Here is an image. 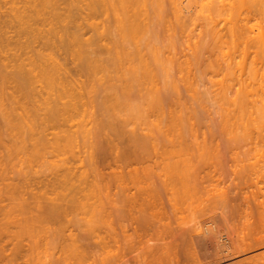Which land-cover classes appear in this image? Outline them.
Returning <instances> with one entry per match:
<instances>
[{"label":"bare ground","instance_id":"6f19581e","mask_svg":"<svg viewBox=\"0 0 264 264\" xmlns=\"http://www.w3.org/2000/svg\"><path fill=\"white\" fill-rule=\"evenodd\" d=\"M69 1L67 2L68 4L63 3L65 1L62 3L66 4V7L67 5L69 6L70 3V7L72 6L73 9V5L78 3L76 4V7H78L77 5H79L81 1V3L83 2L82 5L88 6L87 8H89V10L93 11L97 9L96 0ZM99 1L101 2V6L107 9H105L106 12L111 10L109 11V15L113 16V0ZM214 1L215 0H177L174 2V7H172L174 8L173 10H175L174 13H172L178 18L177 21L180 20L181 22V20H183L185 23L188 22L190 26V23L194 25L197 21L199 22V18L202 19V17L205 16V18H208L209 16L207 17V15H205L207 14L205 13L206 11L208 12L211 10L212 14V12L219 11V8H221L220 11L223 9L224 16L227 17V19H225L230 23L228 29L230 28L231 30L228 32L231 31L230 33L234 35L233 32L236 30L234 36L240 40L244 38L246 27L249 25L248 22L242 20V13L246 10L248 12V9L257 7V10L255 9V11H253L254 9H251L249 13L252 11L255 12V14L260 12L259 14H261V16H259V18L262 17L261 23L264 26V21H262V19L264 20V0H219L218 3L220 6L216 11H214V8L216 9V7H218V3L216 5L214 4L215 6L213 5V7L212 4ZM58 2L62 6L61 2L58 0H33V5L35 6L32 7L35 8L31 10L32 14L30 20L31 18H33V21L36 18L40 20L41 12H44L46 9L49 10V8L55 9L56 5L59 6ZM61 6L59 8H62ZM13 8L15 11L17 10V13L14 11L16 13V15L14 13V18L18 21L17 23H19V26H23L24 30L26 28H28L27 30L30 29L29 31L25 30V33L28 34L27 32H29L30 34L28 35L33 39L34 36L32 35L34 33L31 32L34 30V32H37L36 27L33 28L34 26H32V29H34L32 31L29 25H33V23L31 22L30 24V21L25 16L26 14L23 15L21 11H19V14V9L15 6ZM80 9L82 8L80 7ZM102 9L103 7L101 10ZM47 10L46 12L50 16V10L49 12ZM64 10H67V8H64ZM28 11V13H31L30 9ZM58 11L59 9L54 10V13L51 11L53 14L50 19H55L63 15H59L61 12L57 14ZM96 11H94V13ZM12 12L11 14H13ZM69 12L72 13L74 11L72 10ZM45 13L43 14L46 15ZM220 13V15H222V12ZM43 14V18H49L44 17ZM68 15L66 14V17ZM112 16L111 20H113ZM211 16H213V14ZM10 18L9 20L14 19ZM259 18H257L259 23L254 24L258 26V29L256 27L258 35L254 33V28L247 29L246 31L249 33L248 35L254 33L257 39H255L254 34H251L252 36L254 35L251 40H253V42L257 40L254 43L259 44L255 45V47L257 46L259 48V51L257 50L255 53L259 55V57L253 54V56H256V59L255 57L254 59L252 58V62L250 63L245 59L241 61L242 63H238L236 67H232L228 62H226L224 66H216L214 61L211 60V57H205V59H203L205 62L201 61V58L204 57L201 55L202 53L200 51L202 47L201 43L204 41L202 29L198 32L195 31V33L198 34L192 33V35H194L192 36L194 39V48L192 47V50L188 52L186 50L188 54L183 51L186 55L190 53V57L185 55L186 61L183 60L186 67L181 65L177 66V68L173 66V68L158 67L156 64L161 60L160 57L158 59L159 55L157 56V53H155V55H153L155 58L154 60H156L155 68L154 66L150 68L148 65L143 67L144 69L140 72L135 71L133 73V77H135L134 80H140L137 81L138 85L144 87L143 90L145 91L143 94L147 99L143 111L139 110L138 115L135 113V111L137 112V107L133 105L131 107V103H129L130 106L127 108V112L129 113L128 116L132 117L127 118L126 116L122 117V119L127 118L128 121V119L135 120L138 116H140V118L146 116L147 119L148 116L150 118H152V116L155 117H153L154 119H151L153 121L151 122L150 120L149 123L152 127L148 125L147 128L145 127L142 129V127L140 130L133 128L131 131L124 129V132L126 131L127 133H123L120 136L116 134L118 138L115 137V134L114 136L113 133L112 135L110 134L109 157L108 155L106 157L111 158L110 161L113 163H109L110 161H108V164H113V168L108 164L106 168L108 169L110 167L108 172L113 171V173L111 172L110 174L107 172L108 174L106 175L104 167L101 171L105 173V175H102L103 173L100 170V172L95 175L92 173V175H94L92 181L94 187L91 186L93 190H89L88 195L92 196L91 194H93L94 198L97 197L96 193L99 192V189H97L99 186L104 189L110 185L109 182H106L108 178L105 176H113V184L109 186L111 189L108 187L105 189L106 191H101L102 189L99 187L100 191L104 192L103 194L105 196L101 193L104 198L106 197L109 201L113 198V254H110L112 251L109 252V248L105 249L108 245L104 244V247L102 244L106 241H101V243L98 242L100 243L99 245H103L102 247H104L105 251H103L105 253L101 250L102 254H99V249V252H97L96 249L100 246H97V248H94L96 256L99 254L101 257L107 259L104 260L98 257V259L102 261L101 262L95 258L97 264H107L108 262L110 264H264V28ZM37 19L35 21H38ZM50 19H48V21ZM195 19L198 20L196 21ZM43 20L45 22V19ZM190 20H195V22L193 23ZM48 21H46V23H49ZM12 22L16 24L15 21H10L11 24ZM58 22L55 23L58 24ZM241 22L245 24H239ZM51 23H49V26H51ZM25 25L28 27H25ZM196 25L197 28L199 24ZM52 28L54 31L56 30L54 26ZM52 28L49 31H52ZM104 28H106V32L101 30V27L99 28L103 31V37L104 33L108 36L109 30H107V28L110 27ZM0 29H2V27ZM39 29L37 28V30ZM96 29H98V27ZM24 30L22 28V31ZM43 31L48 33V30ZM101 31H99L100 34ZM99 32L96 33L99 34ZM40 33L38 31L37 35ZM237 34L243 35V38L241 36H239L241 38L237 37ZM37 35H35L34 40L36 37L39 38ZM48 35L42 34L45 38L47 36V39L49 38ZM55 35L56 34H54V37H56ZM70 35L71 34H69V36ZM248 35H245V37L251 38V35ZM71 36L69 39L73 37ZM188 36L191 40V34L187 35V37ZM62 37L60 35L59 39ZM75 37L76 40L74 39V41L71 42L73 43L76 41L73 46H76L78 40L81 41L77 36ZM63 38L65 39V37ZM49 39L47 41H49ZM102 39L100 38V40ZM107 39H110V37ZM110 40L113 43V39ZM218 40L216 42H218ZM243 40H240L241 43ZM246 41L244 40L243 42L246 43ZM79 42L78 44H81ZM238 42L239 41L235 43ZM1 43L2 42H0V44ZM25 46L28 47L27 45ZM47 46L50 47V45ZM77 46L75 47L76 49L79 48V45ZM111 46L113 47V45ZM190 46L191 45H189V47ZM234 46L237 47V45H233V47ZM26 47L25 49H27ZM112 47L107 50L110 51V49H112V52H110L113 54ZM139 47L140 46L137 48L139 49ZM72 48L74 49V47ZM72 48H69V50ZM68 51L66 52L68 53ZM139 51L141 50L139 49ZM78 52L82 54L81 50H78ZM84 52L85 51H83V53ZM70 53L71 52H69V54ZM244 53V58H246L248 56L246 54L248 53L247 51ZM33 54L36 55L35 53ZM80 54L78 56H80ZM40 55L34 57L35 61L30 57V59L28 58V60L33 63H30L31 68L33 67L31 70L30 68L27 70L25 69L28 73L24 72L23 63H21L22 65L18 64L17 71H21V74L25 73L24 75H26L24 76V81H19L20 77L18 78V86L22 82L19 87L22 86L25 88L27 84L29 87L27 90L31 91V93L34 92L33 94L28 92L32 99L35 97L38 99L37 96L40 97L41 93L44 97L43 94L49 93L50 90L54 92L53 86L55 90H57L56 88L58 87L59 90L60 88L62 91L64 90V93L61 92V90V93L59 92L62 96H56V99L53 100L58 101L59 98L62 100L61 97L63 96L69 97L71 93V91L68 90L70 82L66 84L68 87L65 86V84L64 87L58 86L63 85V80L68 81V79H66L68 77H63L64 79L62 82L61 78H58L64 72L62 69L63 67L61 68L63 64H59L60 62L56 61V57H49L48 59L46 55L43 54L44 58L42 55L40 57ZM47 55L50 56L51 54ZM200 55L201 58L199 57ZM75 56H77V54ZM145 57H143V59ZM198 57L200 58V62L198 61ZM79 58L80 57H78V59ZM81 58L79 60H82ZM107 59L109 60L110 58ZM92 60L94 61V59ZM95 60H97L98 65L102 66L101 61L99 62L97 57ZM101 60L103 61V59ZM145 60H147V58H145ZM246 60L249 65L252 63L251 66L245 63L247 62ZM85 61L87 62V60ZM91 61L89 60V62ZM93 61L91 64L94 63ZM110 61L113 62V58L108 61L110 65L107 64L108 67H111V64H113L112 62L110 63ZM49 62L50 64H48ZM89 62L88 64L90 65ZM147 63H149L148 60L147 62H142L143 65ZM95 64L97 63L95 62ZM83 65V67H85V64ZM100 66L97 67L96 65V67L93 66L92 68L94 69L95 67L97 71V68L99 69ZM90 67L91 66H89V68ZM103 68L104 65L99 72L103 71L105 74ZM93 69H91V71L89 70V73L94 72V74H96L95 69ZM85 70H83V72H85ZM110 71L111 73H107L108 76L113 72V70ZM57 72L61 73L60 76H55L59 74ZM101 73L99 75H101ZM16 74H18V72ZM65 74H67V72L64 73L63 76H65ZM108 76L107 78H109ZM57 78L60 81H58ZM32 80L34 82H31ZM74 80L75 79L71 80V85L72 81L74 84ZM55 85H57V87ZM74 85L73 87L71 86V89L76 86ZM112 85L113 83L110 87L113 88ZM49 87H51L50 90ZM110 87L109 90L112 89ZM37 88L42 90H38L39 95L36 92ZM44 88L48 90L43 92ZM31 89H35V91ZM65 89L70 93H66L67 95H65ZM147 89L149 90L147 91ZM76 90L75 88L74 94L76 96H74V99L75 97L81 98V96H77L76 92L78 91ZM57 91H55L54 94L57 95ZM34 94L37 96L32 97L31 95ZM47 95L45 98H47ZM51 95L53 94L50 93L48 97H54H51ZM42 100L43 102L39 101L42 102L40 104L42 106L45 104L44 100L51 101L48 98ZM64 100L69 101L70 99L64 98ZM119 100L121 99L119 98ZM65 101L63 102L62 100L63 103H67ZM116 101L115 103L117 104H114V107L117 105V109L118 106L121 107V105L125 104H121L119 101L121 105H118L119 102ZM57 103H60L59 105L63 104L60 100ZM78 103L80 104V101ZM127 103L123 106H128ZM40 105L38 104V106ZM73 105L72 103L68 108L63 109L66 110L65 112L63 111L64 114L68 110L72 115L75 111ZM42 106L38 107V109L41 108L40 111H42ZM49 106L52 108L51 103ZM49 106L47 110L51 111L52 109H49ZM45 107L47 108L46 104ZM45 107L43 106L44 111L46 110L44 109ZM65 107H67L66 104L64 105V108ZM126 107H124V109H126ZM33 109H35V111H33L35 115L39 113V110L37 111L36 108ZM47 110L45 113L48 112ZM56 111L61 110L58 108ZM48 113V116L44 113L43 116L42 112V116H20L21 113L18 116L12 114L11 116H7L5 114L6 116H2L3 121L0 120L2 123V128H0V148L4 151V154L0 158V164L3 167L2 174L4 175L2 184L0 185V197L2 196L1 192L3 188L6 190V193L5 191L4 193L6 194L5 196H7V198L2 196L0 199L7 200L11 206L10 209H17L22 213L26 212L31 216V218H29L30 220H42L40 222H50L52 219L55 221V217H62L67 209V203L64 202L66 199L64 190L67 191L65 188L67 185V174L65 169L66 166L64 165L65 158L62 157L65 156L67 150H72L74 148L73 144L75 143V138L71 135L79 130L77 127L78 129L71 133L70 131L67 132V129H65L66 122L69 121L68 119L70 118L72 120L73 115H70V117L63 116L62 114L61 116L62 112H59L58 115L55 116L54 113ZM83 113L86 114L85 112ZM66 114H68V112ZM80 115L81 114H77L74 118H79L77 116ZM86 115L82 117L85 118ZM87 117L86 119L90 118V116ZM112 117L110 116V118ZM79 119L82 120L81 118ZM86 119L85 122L87 121ZM93 120L94 119H91L92 124L90 121H88L87 124L85 123L87 128L98 122L95 119L96 122L93 123ZM110 120L111 119H109V121ZM109 121L107 123L111 122ZM88 123H90V125ZM111 123H113V121ZM80 124L78 123L77 125ZM85 124L83 123V125ZM99 124L100 123H98V125ZM170 126L172 128H170ZM101 127H103V125ZM90 128H93V126ZM108 129L112 130L113 128L111 129L110 126ZM103 130L105 129L103 128ZM80 131L83 133L84 140L86 135L88 136L91 134L89 132V134H87L88 130L84 133L85 128ZM104 133L107 139H109L105 131ZM76 134L77 133H74L75 136ZM78 135L81 134H77V136ZM113 137L116 140L115 143H113ZM87 146H89V148L86 147L87 156L90 158V161L94 163V166H98V163L103 162V160L105 163L107 159H103L102 155H104V153L101 149L97 148L93 142L91 144L88 142ZM58 155L62 160L57 161L54 165L52 158L55 156L58 157ZM53 165L55 168H58L56 173L54 171L56 169L53 168ZM86 167L87 165L85 164V168ZM100 169L102 168L100 167ZM107 169H105V171H107ZM86 170L88 171L91 169H85V171ZM85 171L84 173H86ZM98 176L101 181H105V185H108H104V187L103 182H98ZM109 178L111 179V177ZM14 181H18V184H14ZM95 185L97 187H95ZM48 188L52 190L53 188L55 189V197L51 196L53 193L51 192L52 190H49L51 192L49 195ZM112 190L113 197L110 195ZM93 196L91 198H93ZM90 246L91 245H88V248L87 246L82 247L85 248L84 250L86 251H92L93 249ZM89 248H91V250ZM106 250L109 254H106ZM108 255H112L113 257L110 256L109 258ZM96 256H93V258ZM111 257L113 261H111ZM108 258L111 262L108 261ZM90 260L88 264H96L93 260H91L93 263H90ZM98 261H100V263H98Z\"/></svg>","mask_w":264,"mask_h":264},{"label":"rangeland","instance_id":"374dc122","mask_svg":"<svg viewBox=\"0 0 264 264\" xmlns=\"http://www.w3.org/2000/svg\"><path fill=\"white\" fill-rule=\"evenodd\" d=\"M58 1L61 2L62 6L58 2L59 6L56 5L55 7L58 8L59 11H58V13L57 12H55V13L59 14V12H61L59 15L63 14L65 16H63V15L59 16L58 15L59 17L55 16L56 17L55 19H50V17H52L51 15L54 13V10H58V9L49 8V10H50V12H49V10H47L46 9L47 7H46L45 9L51 14L49 16L48 13L46 12V10L43 9L44 8L43 7V8H40V9L44 10V12L41 10L42 11L41 13L43 14L46 12L45 14L47 16L44 14H43V16L47 17V18L49 17L48 19H50V20L48 21V19L43 18L42 14H40L41 17L39 19L40 20L42 19V20L40 21L36 18L39 21L38 22V21H35L36 19L33 21L32 20L33 18H31V20H30V16L32 14L31 10L35 8V7L34 8L32 7V6H35V5H33V0H0V24L2 27V29H0V42H2L0 44V120H2V116H6V115L11 116V114L14 116H16V115L18 116V115H20V113H21L20 116H42V115L44 116V114H46V116H48V114H49L48 112L51 113V111L53 109L54 110L52 111V113H54L55 116L58 115L59 112H62L61 116H62V114H63V116H70L71 112H69L67 110L68 114H66L67 112L64 114V112L66 110H63V109L68 108V106L73 103L74 104L73 107H74L75 111L72 113L73 116L71 115L72 120L70 118V119H68L69 121L66 122L67 124L69 122V124L68 125L65 124V127H66L65 129H67V132L70 131L72 133L79 128V130H78L79 132L76 131L74 133L81 134L78 136L76 134V136H75L74 133H73V135L68 133L69 135L73 136V138H75L74 139L75 143L73 144L74 148L72 150H67L65 156L62 157V158H65L64 159V165L66 166L65 169H66V174H67V179H66L67 183L66 184L69 185V186H67V185L65 186L67 191L64 190L65 198H66V199L64 198L65 199L64 202L68 204V205L66 204L67 209L63 215L64 217L63 216L62 217L61 216L55 217L56 218L55 221H54V219H52V220L50 219L51 220L50 222H44V221L40 222L42 220L37 221L35 219L33 221V220L29 219V218H31V216L29 214H27L26 212L22 213L17 209H10L11 206L9 205L7 200L0 199V264H88L90 259L93 260V262L95 261V263L97 264L95 258L98 259V257H101V255H99V254H102L101 252L103 250L105 251V249L109 248V252L112 251L110 254H113V208H112L113 207V198L110 199V201H111L110 202L108 199H106V197L104 198L102 196V194L104 192H101V191L107 189L109 186H112V184H113V181H112L113 178L112 177L113 176L108 175L109 177H111V179L108 176H105L106 178H108V179H106V182H109V184H110L109 186H107L108 184L105 185V183H104L105 181L104 182L101 181L100 177L98 176V182L99 181L103 182V186L105 185V186H107V188H104L105 187L104 186L103 187L104 189H102V187L99 186L102 190L100 191V188L99 187L97 188V189H99L100 195H99V192H97L98 194L96 193L97 197H95V198H94L93 194H91L93 196V198H91L92 196H90L88 194H89V190L90 191L93 190L92 188L94 187L92 185V184H94L92 182L93 176L96 173L103 170L104 168L107 169L106 165L108 164V161H110V159H111V158L106 157L109 153V147H110L109 135L110 134L112 135V133H113V136L115 134V137H117L116 134H119L118 136H120L123 133H127L126 131L124 132V129L127 131H131V129H133V128L134 129L137 128L138 130H140L142 127H143L142 129H144L145 127L147 128L148 125H150L149 124L150 120L153 117H155V116H152V118H150L148 116V119H147L146 116H143V117L141 116L142 118H140V116H138V117H136L135 120L128 119V121H127V118L132 117V116H128L129 113L127 112V108L130 105H131V107H132V105L134 107L136 106L137 112L135 111V113H137V115H138L139 110L143 111L144 105L146 103L145 101L147 99L144 97V94H143L145 91V90H143L144 87L141 85H138V83H137V81H140V80H134L135 77H133L134 76L133 73L135 71L140 72L142 69H144L143 67L148 66V65L150 68L153 66L155 68L156 65L158 67L160 66V67H164V68H173V67L177 68V66H180V65L183 67H186V65L184 64V61H186L185 55L188 54L187 53L188 51L192 50L191 49L192 47L194 48V46H193L194 45V43H193L194 39L192 38V36H194V35H192V33L198 34V33H195V31L198 32L199 30H202V29H203L202 31H203V35H204V39H203L204 41L202 40L203 43H201L202 47L200 48V51L202 54L201 53L200 54L204 57L201 58V55L199 57L202 59L201 61H203V62H205L203 60V59H205V57H207V58L211 57V60L214 61V64L216 66L217 65L218 66H222V65L224 66V65H226V62H228L232 65V67L233 66L236 67L238 65V63H240L241 61H243L245 59H247L250 63V62H252L251 61L252 58L254 59V57H255V59H256V56L259 57V55L255 54L257 52V50L259 51V48L256 46L258 48L257 49L255 47V45H259V44L254 43L257 40H255L254 42H253V40H251V39H253L252 37L256 33H257L256 35H258V30H257L258 26H255L254 24L259 23V20L257 18H259V16H261V14H259L260 12L257 14H255V12H253V11H255V9L257 10V7L251 8V9H254L252 11L253 13L252 12L249 13V10H251V9H248V12L246 10L241 15L242 20L245 22H248L249 25L247 23L246 24L249 27L251 26L250 28L248 26L246 28L247 29H252V28L255 29L254 30L255 34L250 33V35L254 34L253 36L248 35L249 33L246 32L247 29L245 31V33H246L245 35L246 36L248 35L251 38H248V37L246 38L245 35L243 38V35L241 36V35L237 34L238 35V36L236 35L237 37L241 36L245 41L248 39L251 40V41L248 40L250 42L246 41V43H244L243 42L244 40L240 39V40H243L241 43V41L238 38H235V36H234L236 30H235V32H233L234 35H232V33H230L231 31L228 32L229 30H231L230 28L228 29V25L230 23H228L226 21L227 17L224 16L225 14H224L223 9H222V11H220L221 8H219V6H220L218 3L219 0H215L212 4V6H213L214 4L216 5L218 3L217 4L218 7H216V9L214 8V11H216L217 8H219V11L217 10L218 12L217 11L212 12L213 16H211L212 14H211V10H210L208 12L207 11L205 12V13H207L205 15H207V17L209 16L208 18H205L206 16L203 15L205 17H202V19L199 18V22L197 21L198 19H195L197 21L196 24H199L197 28H196L197 25L194 23L195 20H190L194 23V25H192V23H190L191 24L190 26H189L188 22L185 23L183 20H181V22H180V20L177 21L178 18L175 16V14H173L175 10H173L174 8H172V7H174L173 6L174 2L177 0H113V16L109 15V11H111V10L106 12L107 9L104 6H101V4H100L101 2L99 0H96L95 2L97 3V6L100 9L95 5L97 9H95L93 11L89 10V8H87L88 6L82 5L83 2L81 3V1H80L79 5H77L78 7H76V4H78V3L73 5L75 7V8L73 7V9H72V6L70 7V5H71L70 3H69V6L67 5V7H66V4H68L67 2L69 0L68 1L58 0ZM63 1H65V2H63ZM97 1H99V2H97ZM62 2L66 3V4H63ZM77 2H79V1H77ZM35 4H37V3H35ZM84 4H87V3H84ZM14 6L19 9L18 10L19 14H20L19 11H21V13L23 15L26 14L25 16L30 21V24H31V22L33 23V25L32 24L29 25V27L31 26V29H32V26H34L33 28L36 27L37 32L39 31V33H40L42 31L43 33L41 32L40 34L37 35V32H34L35 30L32 29V31L34 30L33 32H31V33H34L32 35V36H34L33 39H32V37H30L28 35V34H30L29 32H27L28 34H26L25 30H27L28 28H26L24 30V27L19 26V23H17L18 21H16V19L14 18V13L15 12L17 13V10L15 11V9L13 8ZM60 6L63 9L59 8ZM80 7L82 9H80ZM83 7H85V8H83ZM102 7H103V9H102L103 11L101 10ZM64 8L65 9L67 8V10H64ZM12 9H14V10H12ZM29 9H30L31 13H28ZM68 9H69V11L73 10L74 12L70 13L68 11ZM96 10H98V11H96ZM51 11H53V13H51ZM94 11H96L97 13L96 12L94 13ZM11 12L13 14H11ZM220 12H222V15H220L221 14ZM16 13H15V15H16ZM214 13H216V14H214ZM246 13H247V15H246ZM66 14L67 15L69 14V15L66 17ZM243 14L245 16H247L248 18L245 17ZM108 15H109V17H108ZM10 16H11V18H14L15 20L11 19ZM111 16L113 17L112 18L113 20H111ZM255 16H258V17H255ZM9 18L11 20H9ZM210 18H212V19H210ZM244 18H247V19H244ZM261 18L262 17L259 18L260 23H261ZM43 19H45V22ZM248 19H250V20H248ZM58 20L60 22V25H59ZM246 20H248V21H246ZM256 20H257V22H256ZM10 21H15L16 24H14L13 22L11 24ZM46 21H48L49 23H51V21H52L53 25L51 23L50 24L51 26H49V23H46ZM182 21H183V23H182ZM262 21H264V20L262 19ZM55 22H58V24ZM54 24L58 25L59 28L56 25L58 30ZM239 24L244 25L245 23L241 22ZM239 24H238V26H239ZM53 26L57 31L56 30L54 31V29L52 28ZM230 26H232V25H230ZM262 26H263V24H262ZM25 27H28V26L25 25ZM97 27H98V29L101 27L102 28L101 30H103L104 32H106L105 31L106 28H104V27H110V28H107V30H109V32H111V33H109L108 31L107 32H108V36L110 37V39H113V43L111 42L110 39H107L109 37L106 36L107 35L106 33H104V37H103L102 36L103 31H101L99 29V31H101V34H100L98 29H96ZM256 27H257V29H256ZM22 28L24 31H22ZM37 28L38 29L40 28V29L37 30ZM51 28L53 30L49 31V30H51ZM263 28H264V26H263ZM187 29L191 30V31H188ZM193 29H194V31H193ZM29 30H27V31H29ZM43 30H45V31L48 30L49 35L47 32H44ZM204 30H205V32H204ZM96 32H99V34ZM50 33H52V34H50ZM75 33H76V35H75ZM42 34L48 35L50 39L54 37V34H56L55 36L56 37L58 36V37L57 38L54 37L53 39H51V41L53 40L52 43H51L50 39L48 38L50 43H51L50 44L49 41H47L48 40L47 36L45 38L42 36ZM69 34H71V35L73 34L72 35L73 37L70 35L72 37L71 39H69L70 38ZM186 34L187 35L191 34V40L189 39L190 37L189 36L187 37ZM229 34H231V35H229ZM243 34H244V29H243ZM35 35L39 36V38L36 37V39L34 40ZM60 35H61V37L64 35L63 37H65L66 40L63 37L61 39H59ZM66 35L69 37H67ZM79 35H80V37H79ZM110 35H113V36H110ZM256 35H255V39H257ZM75 36H77L79 39H81V41L78 40L76 43V46L79 45V48H77V49L75 48L76 46H73V45H75L76 41L71 43L76 38ZM97 36H98V39H97ZM111 37H113V38H111ZM241 37H239V38H241ZM44 38H45V41H44ZM100 38L101 39L103 38V39L100 40ZM232 39H233L234 43H233ZM29 40H31L32 42ZM63 40H65V41H63ZM217 40H218V42H216ZM96 41H97V43H96ZM237 41H239V42L235 43ZM78 42L81 44H78ZM25 45H27L28 47H26ZM47 45H50V47ZM59 45H61V46H59ZM111 45H113V47ZM137 45L140 46L139 49L141 51H139V49L137 48L138 47ZM189 45H191V46L189 47ZM233 45H237V47H235V46L233 47ZM71 46L74 47V49ZM25 47L27 49H25ZM68 47L72 48V49L69 50ZM110 47L113 48V54L111 53L112 49H110L111 52L107 50ZM73 50H75V51H73ZM78 50H81L82 54H80L81 52H78ZM142 50H143V52H142ZM186 50H187V52H186ZM66 51H68V53ZM83 51H85V52L83 53ZM138 51L141 53H139ZM183 51H185L186 54H184L185 52H183ZM246 51L248 53L246 55H248V56L247 57L245 56L246 58H244V54H245L244 52H246ZM69 52H71V53L69 54ZM207 52H209V53H207ZM33 53H35L36 55H34ZM38 53H40L42 55V57L44 55H46L48 57V59H49V57H56L55 58L56 61L60 62L59 64L64 65V66L63 65L61 66V68L63 67L62 69L64 70V72L62 70H60L61 72H63V74L59 73L60 72L59 71V72H57V73H59L58 75H55V74L54 75L60 76V74H61V76L58 77L59 79L61 78V82L65 77H68V78H66V79H68V81L63 80V82H62L63 85H58V86L64 87V84H65V86L68 87V85H66V84H68L70 82L69 89L68 88H66V89H68L69 91H71L72 94H74L75 88H76L77 89L76 91H78V92H76L77 96H81V98L75 97V99L77 100L76 101L74 99V96H76V95L74 94L72 97H70L72 94L68 90L65 89L66 90L65 95H67L66 93H68V94L70 93V95H69L70 98L68 96H66V97L63 96L61 98H62L63 102L65 101L64 98L70 99V100L65 101L67 103H63L60 98L58 99V97L62 96L60 93L63 92L64 90L62 91L60 88V90H61V92H60V90L58 89L59 87H58V88H56L58 90L57 91V90H55V88L53 86L52 88L54 89V92L55 91H57L58 93L60 92L59 94L58 93H57V95L54 94V92H52L53 90H50L51 87H49L50 91H49V93L48 92L44 93L43 94L44 97L42 96V93H41L40 97H43V98H40L36 94H34L31 96L32 97L37 96L38 99H36V97L32 99L30 97V94H33L34 92L31 93V91L27 90V89H29L27 84H26L27 88L25 85L26 89L23 88L22 86L19 87L20 84H22V82L21 83L19 82L20 84L18 86V84H17L18 78L20 77L19 81H21V80L24 81V79H25L24 76H26V75H24L25 73L22 72L23 74H21V71H17L18 64L20 65L21 63H23L24 72H26L25 69L27 70L30 68V70H31L33 67L31 68L30 63H32V62L30 60H28V58L30 57L33 60L35 56L37 57L40 55ZM155 53H157V56L159 55L158 59L160 57V60H161L156 65H155L156 60H154L155 58L153 56V55H155ZM47 54H49V55L51 54L52 56L51 55L48 56ZM76 54H77V56H75ZM79 54H80V56H78ZM182 54H183V56H182ZM253 54H255L256 56H253ZM41 55H40V57H41ZM145 55H146V57H145ZM110 56L113 58V62L110 61V63L111 62L113 63V64H111L113 67L112 66L108 67V65H109L108 61L110 59L112 60V58ZM186 56L190 57V53H189V55H186ZM47 57H45V58H47ZM78 57H80V58L82 57L81 58L82 60H79L80 58L78 59ZM84 57H85V59H84ZM89 57H91V58H89ZM96 57L99 60V62L101 61V65L102 66L104 65L103 69H104L105 74L103 73V71H101L102 73L99 72V70L102 69V66L98 65L97 60H95ZM143 57L147 58V60L149 61L150 64L147 63V64L143 65L142 62L143 63H144V61L147 62V60H145V58L143 59ZM148 57H150V58H148ZM107 58H110V59L108 60ZM200 58L198 59L199 62H200ZM48 59H45V60H48ZM92 59H94V61ZM101 59H103V61ZM85 60H87V62ZM89 60L90 61L92 60L94 63L91 64L92 61L89 62ZM34 61H35V59H34ZM248 61L245 63L248 64ZM88 62L90 63V65L88 64ZM95 62L97 64H95ZM48 64H50V62ZM83 64H85V67L86 66L87 67L86 68L83 67L84 66ZM230 64H228V65H230ZM251 64L250 65L248 64V66H251ZM88 65L91 67L89 68ZM96 65H97V67L98 66L101 67V68L99 67V69L97 68V71L95 69ZM93 66H95L94 69H95L96 74H94V72H93V70H94L92 68ZM105 68H107V69H105ZM91 69H93L92 70L93 73H91V72L89 73V70L91 71ZM83 70H85V72H83ZM110 70H113V72H112V74H110V76H108L107 73L108 74L111 73ZM65 71L67 72V74H65V76H63L64 73H66ZM17 72H18V74H16ZM19 72H20V74H19ZM26 73H28V72H26ZM100 73L102 76L99 75ZM20 75H22V76H20ZM97 75H98V78H97ZM111 75H112V77H111ZM107 76L109 78H107ZM93 77L94 78L96 77L97 79L96 78L94 79ZM58 78H57V80H58ZM100 78H102V79H100ZM69 79H70V81H69ZM73 79H75L74 84L77 87L73 84V81H72V85H71V80H73ZM99 80H101V81H99ZM58 81H60V80H58ZM31 82H34V81L32 80ZM112 83H113V85H112L113 88L110 87ZM133 83L134 84L136 83V84L134 85ZM70 85L72 87L74 85L75 87L71 89ZM23 86H24V84H23ZM55 86L57 87V85H55ZM78 86H79V88H78ZM31 87H33V86H31ZM109 87L112 88L113 90L112 89L109 90ZM40 89H41V87H40ZM40 89L37 88L36 92L38 93V90H40ZM43 90H44L43 92H45L48 89L45 90V88H44ZM148 90L149 89H147V91ZM32 91H35V89H33ZM40 91H42V90H40ZM81 92H82L83 96H82ZM50 93L53 94V95H51V97L54 96L55 98L54 97H52V98L48 97V95H50ZM78 93H80V94H78ZM45 94L46 95L48 94L47 98L50 99L51 101L49 102V100L48 101L44 100V103L47 106V108H46L45 104H43V106L45 107L44 109L47 110L50 103L52 105V108H50L51 106H49V109H52V110L51 111L47 110L48 111L47 113H45L46 110L45 111L43 110V106L40 105L43 102L42 99H47V98H45V96H46ZM38 95H39V93H38ZM116 95H118V96H116ZM56 96H58L57 97L58 101L60 100L61 103H63V104L59 105L60 103H57L58 102L57 100H53V99H56ZM71 98L74 100H72ZM119 98L121 100H119ZM78 99H80V100H78ZM52 100L54 101V103ZM39 101H42V102H39ZM79 101H80V104L78 103ZM115 101L116 102L120 101L121 104L122 103L126 104L128 102L127 103L128 106L127 105H126L127 107L123 106L125 104L121 105L119 102L118 105L120 104L121 107L118 106V109H117V107H116L117 105L114 107V104H117V103H115ZM46 102H48V103H46ZM55 102H56V104H55ZM111 103L113 106L111 105ZM129 103H131V104L129 105ZM38 104L40 106H42V111H40L41 108L38 109V107H40V106H38ZM65 104L67 107L64 108ZM61 106H62V108H61ZM32 107L36 108L37 111L39 110L38 111L39 113H36V115H35V113L33 112V111H35V109H33ZM124 107H126V109H124ZM31 108H32V110H31ZM58 108L61 111H56ZM24 110H26V111H24ZM41 112H42V115H41ZM83 112H85L87 115L84 114ZM77 114L78 115L81 114L80 116H77V117L81 118L82 120H80L79 118H74V117H76ZM120 114H121V117H120ZM85 115H86V117L90 116L91 119H94V120L96 119L98 121L97 123H94V122H96V120L95 121L93 120V123H94L92 125L93 128H90V127H92L90 125V123H88L90 125V126L88 125L89 126L88 128H90V129L87 128L86 124L88 121L91 122V119L90 118L86 119V117L85 118L82 117ZM133 115H134V113H133ZM49 116H52V115H49ZM110 116L111 117L113 116V117L110 118ZM126 116H127V118L122 119V117H126ZM107 118L111 119L110 121L111 122L113 121V123H111L109 121V119H107ZM119 118H121V119H119ZM85 119L87 120L86 122H85ZM70 121H72V122H70ZM80 121H81L82 125L80 124ZM108 121L110 123H107ZM152 121L153 120H151V122ZM82 122L84 124L85 123L86 124L83 125ZM78 123L80 125H77ZM98 123H100V124L98 125ZM91 124H92V122H91ZM104 124L106 125V127ZM109 124H112L113 126L109 125ZM153 124H154V122H153ZM100 125L101 126L103 125V127H101ZM110 126H111V129L113 128L112 130L108 129ZM149 127H152V126L150 125ZM0 128H2L1 122H0ZM84 128H85L84 133H86V130H88L87 134L91 133L90 135L85 136V140H84L83 133L80 131ZM103 128L105 130H103ZM170 128H172V127L170 126ZM104 131L106 132L109 139H107ZM115 141L116 140L114 138L113 143H115ZM88 142H89V144H91L93 142L97 148H99L103 151V153H104V155H102L103 159H107V160H105V163L103 160V162L98 163V166L97 165L94 166V163L91 162L90 158H88V156H87L88 154L86 152L87 151L86 147L89 148V146H90V145L87 146ZM70 149H71V147H70ZM3 154H4V151L2 148H0V158ZM59 155H58V157L55 156L52 158L54 165L57 161L62 160V159H60L61 157ZM108 157H109V155H108ZM65 160H66V162H65ZM109 163H113V162L110 161ZM85 164L87 165L86 168H85ZM54 165H53V168L56 169V170H54L56 173L58 168H55ZM108 165H110L111 168H113V164H108ZM0 166H1V164H0ZM100 167L102 169H100ZM109 168L107 169V171H105V169H104V172L106 173V175L108 173L111 174V172L113 173V171H111L112 169L110 170L111 172H108ZM85 169H91V170L85 171ZM84 171L86 173H84ZM89 171L90 172L92 171V172L90 173ZM2 172H3V167L1 166L0 167V185L2 184V180H3V176H4L2 174ZM92 173L94 175H92ZM105 173H103L102 175H105ZM105 177H102V178H105ZM13 183L18 184V181H14ZM91 186H93V187H91ZM95 187H97V186L95 185ZM112 189H113V187H112ZM49 190L51 191L52 189L48 188L49 195L51 194V192H53L54 194L52 193L51 196L55 197L54 196L56 193V192H54L55 189L53 188V190L51 192ZM4 191L6 193V190L3 188V191L1 192L3 197L6 195L4 193ZM3 193H4V195H3ZM110 195L111 196L113 195V190L111 191ZM5 197L7 198V196H5ZM110 197H108V198H110ZM74 204L76 207L74 206ZM59 218H60V221H59ZM61 219H62V221H61ZM38 220H39V218H38ZM101 241L102 242L106 241L105 243H102V244L108 245L107 248L104 249L105 245H104V247H102L103 245L102 246L99 245L101 243ZM98 242H100V243H98ZM96 243H97V245H96ZM88 245H91L90 247L93 249L92 251H89L87 249L91 253L95 250L94 248H97V246H100L99 248L96 249L97 252L100 251L98 254L99 256L98 255L96 256L95 251L92 253L93 254L92 255L88 251L84 250L85 248H83V247L87 246V248H88ZM91 248H89V249L91 250ZM100 248H102V249H100ZM98 249H99V251H98ZM107 253H108V251L106 252V254ZM93 256H96V257L93 258ZM108 256L110 258V256H112V255H108ZM106 257H107V255H106ZM112 257H111V261H113ZM101 258H103L104 260L107 259L105 257H101ZM109 258H108V261H110ZM91 260H90V263H93ZM98 260H100V259H98ZM100 261H98V263H100ZM106 262H107V260H106ZM104 263H105V261H104ZM107 264H110V263L108 262Z\"/></svg>","mask_w":264,"mask_h":264}]
</instances>
